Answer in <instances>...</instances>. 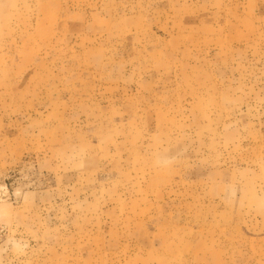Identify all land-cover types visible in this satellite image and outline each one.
<instances>
[{
	"label": "rangeland",
	"instance_id": "374dc122",
	"mask_svg": "<svg viewBox=\"0 0 264 264\" xmlns=\"http://www.w3.org/2000/svg\"><path fill=\"white\" fill-rule=\"evenodd\" d=\"M0 264H264V0H0Z\"/></svg>",
	"mask_w": 264,
	"mask_h": 264
}]
</instances>
